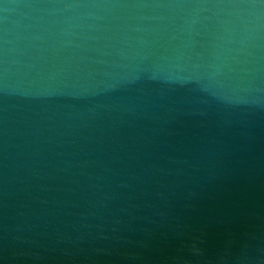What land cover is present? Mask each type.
<instances>
[{"label": "water", "instance_id": "obj_1", "mask_svg": "<svg viewBox=\"0 0 264 264\" xmlns=\"http://www.w3.org/2000/svg\"><path fill=\"white\" fill-rule=\"evenodd\" d=\"M0 264H264V0H0Z\"/></svg>", "mask_w": 264, "mask_h": 264}]
</instances>
